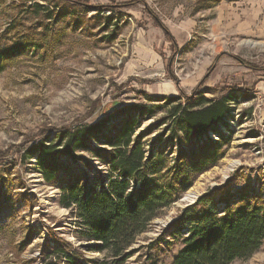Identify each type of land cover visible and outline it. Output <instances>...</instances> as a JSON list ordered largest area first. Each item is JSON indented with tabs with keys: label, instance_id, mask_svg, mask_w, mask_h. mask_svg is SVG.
I'll use <instances>...</instances> for the list:
<instances>
[{
	"label": "rangeland",
	"instance_id": "obj_1",
	"mask_svg": "<svg viewBox=\"0 0 264 264\" xmlns=\"http://www.w3.org/2000/svg\"><path fill=\"white\" fill-rule=\"evenodd\" d=\"M76 1L137 3L99 13L60 0H0V49L27 46L5 59L0 72V264H68L56 254L64 245L76 264L111 262L106 253L88 251L75 218L59 205L68 175L93 179L107 168L80 153L78 162L63 159L66 175L49 184L24 155L38 141L98 121L115 107L162 105L154 97L182 95L185 102L199 93L211 100L232 95L219 127L229 141L222 145L224 158L181 199L195 200L229 181L234 189L245 181L264 189V0H221L207 9V0ZM156 112V120L163 117V110ZM122 119H112L106 133ZM181 199L136 238L124 264H172L180 245L170 252L148 246L187 205ZM231 264H264V245Z\"/></svg>",
	"mask_w": 264,
	"mask_h": 264
},
{
	"label": "trees",
	"instance_id": "obj_2",
	"mask_svg": "<svg viewBox=\"0 0 264 264\" xmlns=\"http://www.w3.org/2000/svg\"><path fill=\"white\" fill-rule=\"evenodd\" d=\"M60 1L99 13L137 3L91 6L76 0ZM220 1L207 0L202 8ZM153 20L174 42L168 30L156 18ZM26 47L24 43L3 46L0 72L5 59ZM181 97H154L162 105L153 107H115L98 121L57 131L25 152L24 157L35 160L37 172L49 184L59 173L66 175L68 167L62 160L78 162L80 153L90 154L107 168L104 176L93 179L68 175L59 187V205L75 218L78 239L90 243L86 245L88 251L108 254L109 264H124L133 255L129 249L136 238L179 201L199 175L224 158L222 145L229 141L220 135L219 127L234 97L211 100L199 93L186 97L185 102ZM156 110L164 112L158 120ZM117 117L122 121L106 133ZM152 119L156 121L141 129L144 121ZM209 133L219 134L218 139H205ZM175 245L181 248L172 264H231L249 259L264 245V189H254L246 181L243 187L234 189L229 181L202 194L181 209L148 248L165 247L170 252ZM64 246H57L58 258L60 255L68 264H76Z\"/></svg>",
	"mask_w": 264,
	"mask_h": 264
},
{
	"label": "water",
	"instance_id": "obj_3",
	"mask_svg": "<svg viewBox=\"0 0 264 264\" xmlns=\"http://www.w3.org/2000/svg\"><path fill=\"white\" fill-rule=\"evenodd\" d=\"M189 199H190L189 196H186L183 199H181V201H186L187 202V205L185 207L193 204L195 202V200H196V199L195 200H189Z\"/></svg>",
	"mask_w": 264,
	"mask_h": 264
}]
</instances>
